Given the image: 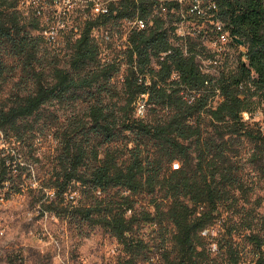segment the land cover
Returning a JSON list of instances; mask_svg holds the SVG:
<instances>
[{"label": "trees", "instance_id": "trees-1", "mask_svg": "<svg viewBox=\"0 0 264 264\" xmlns=\"http://www.w3.org/2000/svg\"><path fill=\"white\" fill-rule=\"evenodd\" d=\"M217 2L235 43L209 75L197 61L202 43L190 41L186 55L173 43V21L160 18L133 31L130 47L104 60V51L116 46L107 27L138 12L150 18V2L121 0L113 5L116 14L87 22L78 38L68 35L59 48L72 52L62 64L51 54L58 46L40 33L41 20L25 15L20 0H0V81L16 73L12 59L28 90L0 107V134L26 141L35 128L30 120L55 117V129L41 128L58 142L49 186L54 198L46 209L78 227L104 228L129 264H244L236 238L246 232L254 247L250 264H264V218L240 205L257 189L244 177L243 141L254 145L250 162L264 188V131L244 117L264 104V0ZM100 29L110 39L95 36ZM54 106L72 108L68 125L45 115ZM7 150H0V189L15 161ZM78 184L82 195L70 200ZM225 213L243 218L229 223L227 216L216 235ZM148 225L159 237L155 245L142 233Z\"/></svg>", "mask_w": 264, "mask_h": 264}, {"label": "rangeland", "instance_id": "rangeland-1", "mask_svg": "<svg viewBox=\"0 0 264 264\" xmlns=\"http://www.w3.org/2000/svg\"><path fill=\"white\" fill-rule=\"evenodd\" d=\"M107 28L115 30L112 25ZM104 29H100L95 36L100 38L104 36ZM40 33L34 31L35 35ZM66 37H60L58 42L50 43L58 46L56 49L53 48L51 54L58 55L62 64L69 59L72 52L68 48H59L65 46ZM113 41L116 46L113 45L108 51H104L103 54L106 55L103 57L104 60L114 59L117 51L124 50L119 48V44H123L121 41L116 42L115 39ZM103 45L106 46L105 43ZM9 65L16 66L17 70L16 73H10L6 81H0V107L4 104L11 105L12 99L17 95L24 96L28 93V90L19 83L18 62L10 59ZM122 69L123 75L125 65ZM122 77H119V82ZM50 114H57L60 116V122L68 125V122H71L72 108L50 107L46 109L45 115ZM244 117L250 127L264 131V104L254 113L246 114ZM49 118L51 120H47L46 117L41 121L30 120L35 128L31 131L32 134L27 135L26 141L15 143L14 137L12 140L10 137L7 138L5 150L9 148L7 152H11L15 161L11 166L10 182L0 189V264H129L123 247L104 228L85 225L78 227L76 223L71 222L68 215L46 209L47 204L54 198V192L49 186L54 174L58 148L54 136L47 134L49 129L53 130L57 125L54 116ZM42 126L47 131L41 133ZM253 148V143L248 140L240 145L244 177L249 184L257 186L256 191L251 195V202L245 204L241 200L240 205L253 209L257 219L262 221L264 188L261 184L258 185L259 175L255 165L250 162ZM76 187L77 196L82 195L80 184ZM259 199L262 200L261 205L257 204ZM141 206L147 205L140 202L139 207ZM242 215L223 214L221 221L214 226L216 235L224 232L223 224L227 216L230 219L229 223H233L240 222ZM154 229L155 227L148 225L142 231L146 241L152 245H155L159 238ZM248 233L236 238L244 251V264H250L254 260V247L245 238ZM151 256L154 258V263L157 262L158 250L154 249Z\"/></svg>", "mask_w": 264, "mask_h": 264}, {"label": "built area", "instance_id": "built-area-1", "mask_svg": "<svg viewBox=\"0 0 264 264\" xmlns=\"http://www.w3.org/2000/svg\"><path fill=\"white\" fill-rule=\"evenodd\" d=\"M134 1L150 2L152 14L150 18H144L138 12L131 18L118 21L112 34L116 42L123 43V46L119 44V48L125 50L130 47V35L133 31L147 30L154 24L153 19L160 18L173 21V43L186 55L189 54L190 41L202 43L199 45L202 52L197 55V61L205 74L215 75L219 60L233 53L235 37L220 16L217 0ZM120 2L121 0H20L18 8L27 16L39 18L41 34L50 43H56L63 36L78 38L87 22L116 14L113 5H119ZM104 35L106 39H110V31H105ZM240 48L241 51H246L245 47ZM147 97L148 95H143V99ZM138 110L139 114H145L146 105L143 101ZM6 146L5 136L0 134V150H5ZM76 196L77 193H73L69 199L75 200Z\"/></svg>", "mask_w": 264, "mask_h": 264}]
</instances>
